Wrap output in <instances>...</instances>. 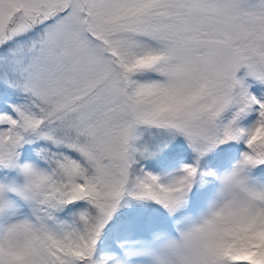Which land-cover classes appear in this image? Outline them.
Masks as SVG:
<instances>
[{
	"label": "snow or ice",
	"instance_id": "obj_1",
	"mask_svg": "<svg viewBox=\"0 0 264 264\" xmlns=\"http://www.w3.org/2000/svg\"><path fill=\"white\" fill-rule=\"evenodd\" d=\"M0 264H264V0H0Z\"/></svg>",
	"mask_w": 264,
	"mask_h": 264
}]
</instances>
